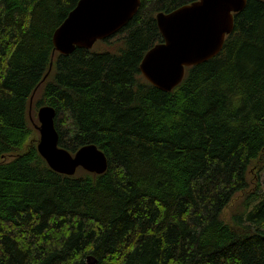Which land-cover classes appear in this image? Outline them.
Masks as SVG:
<instances>
[{"label":"trees","instance_id":"obj_1","mask_svg":"<svg viewBox=\"0 0 264 264\" xmlns=\"http://www.w3.org/2000/svg\"><path fill=\"white\" fill-rule=\"evenodd\" d=\"M78 1L0 0V264H264L260 185L238 225L221 217L264 153V0H247L222 50L171 91L140 64L163 41L157 14L196 0H141L113 36L52 59ZM36 88L59 146L95 144L104 173L22 151L38 139Z\"/></svg>","mask_w":264,"mask_h":264},{"label":"water","instance_id":"obj_2","mask_svg":"<svg viewBox=\"0 0 264 264\" xmlns=\"http://www.w3.org/2000/svg\"><path fill=\"white\" fill-rule=\"evenodd\" d=\"M246 3L196 0L171 12H159L156 19L163 41L143 57V76L161 90H173L183 81L187 67L203 63L222 50L234 29V13L243 10ZM140 5L141 0H79L53 34L52 59L57 51L71 54L77 47L91 49L98 40L113 36L133 18ZM38 115V150L53 170L74 175L79 167L97 174L108 169L106 154L95 144L83 145L74 154L59 146L53 106L42 105Z\"/></svg>","mask_w":264,"mask_h":264},{"label":"rangeland","instance_id":"obj_3","mask_svg":"<svg viewBox=\"0 0 264 264\" xmlns=\"http://www.w3.org/2000/svg\"><path fill=\"white\" fill-rule=\"evenodd\" d=\"M106 46L107 45L104 43L100 45L101 49ZM51 67L52 65L50 66L49 71L47 72L48 74L47 76H49L52 72ZM40 96L41 95H39L38 89H37L35 91V95L33 93L30 99V107L28 108V116H27L29 119L28 121H30L32 126L35 127L36 129H37V126L40 125L39 119H38V116H39L38 112H39L40 107L36 106V101L40 98ZM32 137H33V133H32ZM39 141H40V133L38 134V139H35V140L29 139L28 143L24 146L22 151L27 150L29 146H33V145H35L38 148ZM247 180L249 181V187L247 191L238 192L234 196L230 204L224 209L222 216H221L222 220L226 224L232 227H235V225H238L234 220L235 216L243 215L248 209L246 205V202H247L246 198L249 195L257 192V190L259 189L258 185H260V189L264 191V153L262 155V158L260 159V162L253 163L251 165L250 169L248 170Z\"/></svg>","mask_w":264,"mask_h":264}]
</instances>
